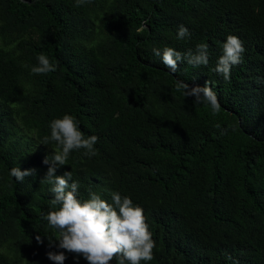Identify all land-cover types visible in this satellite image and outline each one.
<instances>
[{
	"label": "trees",
	"instance_id": "16d2710c",
	"mask_svg": "<svg viewBox=\"0 0 264 264\" xmlns=\"http://www.w3.org/2000/svg\"><path fill=\"white\" fill-rule=\"evenodd\" d=\"M75 4L0 0V264H54L47 253L64 251L42 218L53 199L42 180L58 150L44 137L65 114L98 137L96 155L73 151L55 175L70 171L82 202L118 192L143 209L155 248L141 264H264V0ZM181 25L190 36L177 39ZM229 35L245 51L225 81L214 69ZM201 43L208 65L175 73L152 51ZM40 54L56 71L31 73ZM177 81L208 82L219 114ZM13 167L35 172L17 182Z\"/></svg>",
	"mask_w": 264,
	"mask_h": 264
},
{
	"label": "clouds",
	"instance_id": "9594fccd",
	"mask_svg": "<svg viewBox=\"0 0 264 264\" xmlns=\"http://www.w3.org/2000/svg\"><path fill=\"white\" fill-rule=\"evenodd\" d=\"M88 0H76V7H81ZM190 33L183 25L179 26L177 39H184ZM157 57L171 73L178 70V64L186 61L193 67L207 66L209 63L208 46L204 43L196 46L195 52L189 50L182 54L170 47H165L161 54L160 49H153ZM245 49L243 42L234 35H229L222 46V55L218 58L214 71L225 81L230 80L231 68L242 62ZM38 66L31 68L32 74H47L56 71L47 56L40 54L37 57ZM178 91H183L186 97H194L195 103L210 106L211 113L216 116L221 111V105L216 93L209 87L190 88L187 83L177 81ZM220 128L219 124L215 125ZM50 135L45 136L43 143L54 142L57 149L49 160L43 161L50 165L42 182L53 185L50 200L51 210L43 216L49 228L58 232V248L77 257L82 256L88 264H110L116 260L117 264H141V261H152L155 241L146 223L143 209L134 206L130 197H122L120 193H111L112 203L101 199V196L89 192V199L81 201L77 198L80 187L78 181L72 180L70 171L62 176L55 175L58 168L63 167L73 151L84 150L86 156L96 155L94 145L98 137L93 135L85 138L79 130L78 122L71 115L65 114L62 118L54 119L50 125ZM222 134H226L223 133ZM35 170L22 171L19 167L10 170V176L17 182H23L26 177L34 175ZM71 182V183H69ZM38 243L41 237L36 236ZM64 251L59 253L48 252L47 258L54 264H64Z\"/></svg>",
	"mask_w": 264,
	"mask_h": 264
},
{
	"label": "water",
	"instance_id": "95a60500",
	"mask_svg": "<svg viewBox=\"0 0 264 264\" xmlns=\"http://www.w3.org/2000/svg\"><path fill=\"white\" fill-rule=\"evenodd\" d=\"M21 2H23V3H27V4H31V3H33V2H35V1H29V0H20Z\"/></svg>",
	"mask_w": 264,
	"mask_h": 264
},
{
	"label": "rangeland",
	"instance_id": "374dc122",
	"mask_svg": "<svg viewBox=\"0 0 264 264\" xmlns=\"http://www.w3.org/2000/svg\"><path fill=\"white\" fill-rule=\"evenodd\" d=\"M19 133L22 134V136H24L25 138H29L25 135V133H23L22 131L19 130Z\"/></svg>",
	"mask_w": 264,
	"mask_h": 264
}]
</instances>
